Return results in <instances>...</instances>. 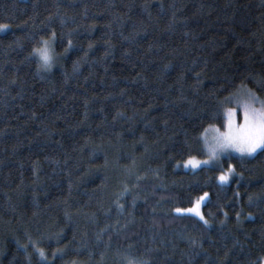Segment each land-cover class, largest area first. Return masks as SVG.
I'll list each match as a JSON object with an SVG mask.
<instances>
[{
  "label": "trees",
  "instance_id": "1",
  "mask_svg": "<svg viewBox=\"0 0 264 264\" xmlns=\"http://www.w3.org/2000/svg\"><path fill=\"white\" fill-rule=\"evenodd\" d=\"M0 25V264H261L264 151L178 164L264 98V0H0Z\"/></svg>",
  "mask_w": 264,
  "mask_h": 264
},
{
  "label": "snow or ice",
  "instance_id": "2",
  "mask_svg": "<svg viewBox=\"0 0 264 264\" xmlns=\"http://www.w3.org/2000/svg\"><path fill=\"white\" fill-rule=\"evenodd\" d=\"M6 28V25H0V31L6 30ZM54 36L55 34H53V39ZM33 53L38 55L41 62V67H51L53 55L48 41H43V47L34 49ZM255 99L256 98L253 97V100ZM249 109L250 106L245 105L243 125L233 129L231 122H229V131L225 134L220 135L216 140L215 146L209 150L212 157H216L218 152H226L230 149L239 152L242 156H252L257 152V150L264 151V111H258L254 108H252L251 110ZM207 131L208 130L205 129V132ZM209 162L210 161L206 160L203 162L198 161L194 163L192 160H189L188 164H190L193 168H197L201 166V163L208 164ZM232 171L233 170L229 168L228 175H221L219 177V180L221 182H227L229 176L232 174ZM207 195L208 194L205 193L203 197H200V201H203L207 197ZM200 201L197 202L195 208L188 209L187 211L199 216L200 213L198 209ZM180 211V209H177V212ZM200 218L203 219L202 216H200ZM204 222L207 224V221ZM37 251L41 258L45 257L43 249H37Z\"/></svg>",
  "mask_w": 264,
  "mask_h": 264
},
{
  "label": "rangeland",
  "instance_id": "3",
  "mask_svg": "<svg viewBox=\"0 0 264 264\" xmlns=\"http://www.w3.org/2000/svg\"><path fill=\"white\" fill-rule=\"evenodd\" d=\"M49 42V47L51 49L52 55H53V61H52V65H54L55 62V38L53 39L50 38L48 40H46ZM43 44L39 47L42 48ZM38 57V55H37ZM39 58V57H38ZM44 69H49V68H44ZM253 97H255L256 99L253 100ZM228 102V107H227V120H226V126L224 129H221L220 127L217 126H211L209 127L207 130V132H204L202 138H203V142H204V146L206 149V156L203 158H199V157H193L190 158L186 161H183L181 163L178 164L179 168H182L184 170L187 171H197L203 167H209V166H215L221 163L222 159L231 155H236V156H242L239 152H236L234 150H228L226 152H218L216 157H212L211 153H210V149L213 148L216 144V140L217 138L222 135L225 134L229 131L228 128V124L229 122H231L233 129L243 125L244 123V111H245V105H249L251 110L252 108L258 110V111H264V98L260 97L254 90H252L251 88L244 86L241 87L236 93H234L232 96H230L227 100ZM260 150H257V152L255 154H253L252 156H247V155H243L245 157H253L255 156ZM192 160L194 163L195 162H203V161H210L208 164H202L200 167L197 168H193L190 164H188V161ZM188 165V166H185ZM233 170V168H231ZM228 172L223 173L222 175H228ZM234 174V170L232 171V174L229 176V179L227 180V182H221L219 180L220 183L222 184H227L231 181V178ZM208 194V193H207ZM205 195V194H204ZM204 195H202L201 197H203ZM209 194L207 195V197L203 200L200 201V198L196 200V202L194 203V205L192 207L186 208V209H180L181 211L178 212L180 214H188V215H193L196 216L198 218H200V216L203 217L202 220H205L204 217V213H203V206L204 204L208 201L209 199ZM200 201L199 203V213L200 215H195L193 213L188 212V209H192L195 208L197 205V202ZM201 219V218H200ZM261 264H264V259H262Z\"/></svg>",
  "mask_w": 264,
  "mask_h": 264
}]
</instances>
